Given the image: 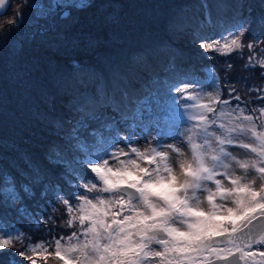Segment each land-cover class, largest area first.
Here are the masks:
<instances>
[{
    "label": "trees",
    "instance_id": "16d2710c",
    "mask_svg": "<svg viewBox=\"0 0 264 264\" xmlns=\"http://www.w3.org/2000/svg\"><path fill=\"white\" fill-rule=\"evenodd\" d=\"M27 1L11 0L0 15V174L14 179L20 196H0V228L24 234L17 252L44 242L47 253H27L36 264H63L54 256V240L79 233L80 225L67 226L60 197L78 204L76 196L84 193L78 185L94 180L78 163L84 154L69 132L78 128L81 143L91 148L101 137L110 143L120 126L160 127L178 119L169 99L177 94H169L168 85L182 77L210 81V69L221 99L258 117L264 107V68L257 63L264 57V0H64V12L48 0H42L45 7L35 0V8ZM208 16L211 25L204 23ZM13 18L19 19L15 27L8 24ZM234 28L236 35L244 31L242 50L220 56L200 47ZM248 43L256 45L252 52ZM102 92L117 101L127 94L120 112L94 103ZM237 94L239 102L232 98ZM137 107L140 119L105 127ZM25 185L34 195L23 192Z\"/></svg>",
    "mask_w": 264,
    "mask_h": 264
},
{
    "label": "snow or ice",
    "instance_id": "6c2138e0",
    "mask_svg": "<svg viewBox=\"0 0 264 264\" xmlns=\"http://www.w3.org/2000/svg\"><path fill=\"white\" fill-rule=\"evenodd\" d=\"M7 2L0 0V15ZM18 18L8 24L15 27ZM204 23L211 25V17ZM243 36V30L236 35L234 28L227 37L221 34L220 40L202 42L200 47L229 56L245 47ZM246 47L252 52L256 45L248 43ZM252 59L254 56L250 63ZM257 63L264 68V57ZM209 75L212 84H217L214 70L210 69ZM198 84L199 80L182 77L167 87L169 94H177L169 99L182 126V130L168 133L179 138L167 145L169 151L162 150L159 141L141 151L131 146L129 136L125 141L128 152H111L118 165L111 166L105 157L119 140L118 134L110 143L101 137L89 148L81 143L78 128L69 132L76 141L74 147L84 154L78 163L90 169L94 180L78 185L84 189V194L76 196L78 204L60 197L67 210V226L80 225L79 233L54 240V256L63 264H264V252L257 261L244 251L245 247L264 246V124L255 122L264 121V107L258 117L245 114L239 104L237 112L231 99H221L219 90L205 92L203 86H192ZM234 91L230 89V93ZM126 98L127 94L121 93L117 101L102 92L94 103L120 112ZM232 98L241 100L238 94ZM120 114L125 121L141 118L139 107L131 114ZM114 123L105 127L112 130ZM130 127L134 134L135 126ZM233 149L245 150L246 158L234 155ZM141 161L146 166H141ZM23 192L34 195L28 185ZM0 196L20 199L14 179L7 174H0ZM204 201L206 210L201 206ZM24 240L22 232L0 228V264H21L17 255L36 264L27 253H47L44 242L29 243L17 252L16 244L23 245Z\"/></svg>",
    "mask_w": 264,
    "mask_h": 264
},
{
    "label": "rangeland",
    "instance_id": "374dc122",
    "mask_svg": "<svg viewBox=\"0 0 264 264\" xmlns=\"http://www.w3.org/2000/svg\"><path fill=\"white\" fill-rule=\"evenodd\" d=\"M82 2H85V0H76V4H79ZM27 3L28 4L31 3L33 5V8H35L38 4V3H36L35 0L34 1L28 0ZM39 3H40V5H44L42 0L41 1L39 0ZM48 3L55 8L57 7V8L63 9V7H65L64 6V0H48ZM57 5H60V7ZM45 6H47V5H44V7ZM27 9H29V8H27ZM18 12H20V14H21L20 10H18ZM25 19H28V18H25ZM224 36L227 37V35H224ZM199 81H200V84L192 85V86L193 87L203 86L205 92H214L215 90H217L216 86L212 84L211 80L209 81V80L199 79ZM231 107L233 108V106H231ZM237 112H238V110H237ZM178 116H179V113H178ZM121 128H122L121 132L118 133L119 140L114 144L113 147L109 148V150H108L109 154H108V156L105 157L109 160V165H111V166H118L116 161L111 159V152L121 150V149L125 152H128L129 143H126L125 141L129 136H131V138H132L130 141L131 146L137 147L141 151L145 150L146 148L155 147L158 141L164 145V148L162 150L169 151V149L167 148V145L177 143V140L179 138L177 137V139H173L170 135H168V133H171L173 130H182V126H181V122L179 120V117H178V119L169 120V122L164 123L160 127H157L154 124H148L145 127H140L139 125H136V127H134V134H133L132 128H126V130H124L123 126H121ZM158 133L160 135H158ZM115 137H117V135H115L112 138H115ZM245 142H251V141H249L247 138H245ZM186 150L187 149L185 147V151ZM233 154L240 156V158H242V159L246 158L245 150H243V149H233ZM121 159H124V157H121ZM140 163H141V166H146L143 161H141ZM237 171H239V170H237ZM249 179H251V176L249 177ZM225 186L230 187V185L227 184V181H225ZM256 187L259 188V182L257 183ZM82 194H84V193H82ZM87 195L92 196V195H94V193H87ZM201 206L206 210L208 207L207 202L204 201ZM229 206H231V205H229ZM246 251L247 252H250V251L254 252L257 255L256 260L259 261L261 259L260 253L264 252V246L253 245L251 247V249L247 248ZM240 263L245 264V261L240 262ZM249 264H251V261H249Z\"/></svg>",
    "mask_w": 264,
    "mask_h": 264
},
{
    "label": "flooded vegetation",
    "instance_id": "af4514ba",
    "mask_svg": "<svg viewBox=\"0 0 264 264\" xmlns=\"http://www.w3.org/2000/svg\"><path fill=\"white\" fill-rule=\"evenodd\" d=\"M57 6H59V7H60V5H57ZM61 6H62V5H61ZM64 6H65V7H63V9L56 8V10H58V11H61V12H62V11L64 12V11H66V10H67V8H68V5L64 3ZM59 9H60V10H59ZM50 13H51V12H50Z\"/></svg>",
    "mask_w": 264,
    "mask_h": 264
},
{
    "label": "water",
    "instance_id": "95a60500",
    "mask_svg": "<svg viewBox=\"0 0 264 264\" xmlns=\"http://www.w3.org/2000/svg\"><path fill=\"white\" fill-rule=\"evenodd\" d=\"M10 1H11V0H8V2H7L6 10H7L8 7L10 6ZM6 10H5V11H6ZM5 11H4V12H5ZM4 12H3V13H4Z\"/></svg>",
    "mask_w": 264,
    "mask_h": 264
}]
</instances>
